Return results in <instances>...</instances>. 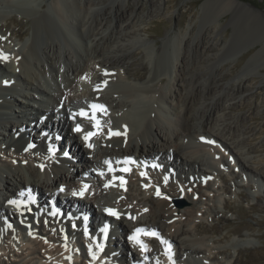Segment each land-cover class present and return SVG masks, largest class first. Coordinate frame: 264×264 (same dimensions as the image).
<instances>
[{"label": "bare ground", "instance_id": "obj_1", "mask_svg": "<svg viewBox=\"0 0 264 264\" xmlns=\"http://www.w3.org/2000/svg\"><path fill=\"white\" fill-rule=\"evenodd\" d=\"M107 1L109 0H54L53 5L50 2L51 5L47 4V7L44 8V0H0V21L2 20L3 23L9 16L5 14L12 8H20L18 10L23 11L21 9L24 7L33 12L31 33L25 41H22L20 32L13 33L8 30L7 24L0 23V53L7 56V60L0 59V68L4 69L5 75L1 78L0 85H2V79L13 80L16 83L10 88L0 87V95L5 96L8 92L14 94V96L9 94L14 98L13 102L6 101V98L3 102L0 101V109L8 112L11 110L10 106L11 108L12 106L16 107L13 109V115L19 118L16 120L12 117L11 120H4L0 115V142L6 145L0 151L3 154L2 157H5L4 160L0 156V221L7 220L11 214L17 215L20 221L32 218L33 215H29L28 212L29 209L34 210L33 203L28 207L20 203L19 211H16L15 206L11 207L8 203L9 200L18 202L24 200L26 202L31 194L30 191L27 193L28 188H31V191L34 188L37 189L41 195L40 199L45 202V197L47 198L48 194L49 197L53 196L52 193H49V189L54 190L53 187L66 186L73 194V192L79 193L87 185L75 186L72 190L70 186L74 184L69 181L75 179L76 175L81 180L84 178L78 175L74 165H72L73 167L67 166V170L71 174H68L67 178L64 173L60 174L56 158H51L50 153L44 149L41 160L33 158L30 152L21 153L22 149L29 145L20 133L23 130L22 125H24L23 123L25 126L30 125V121H33L35 117L29 115L33 113V115H37L33 123L34 125L36 123V126L31 130L38 128L40 132L35 136L37 140H32L34 146L43 143L46 147L56 143L55 139L50 137L49 132L55 131L59 134L57 139L59 141L66 140L67 142V138H69L73 147H67L69 152L63 156L76 161L82 160L84 163L81 168L86 169L83 172H90V178L96 182L95 194L90 198L86 197L88 208H85L80 200L76 201L77 204L74 203V207H78L80 212L84 210L93 212L92 229L93 223L97 219L105 222L112 221L114 232L119 228L123 234L124 240L118 245L116 239H112L113 234L112 236L110 234L111 237L106 240L110 233L109 227L107 233L100 231L98 242L90 241L92 251L97 255L92 254L87 258V261H82L81 264H98L99 262L105 264L112 261H118L117 264L121 262L130 264V258L133 260L136 255H139L138 261L145 257L150 260V263L155 261L165 264L161 262L167 253L174 254L177 258L197 257L195 262L204 257L211 259V253L207 252V248L204 247L206 244L203 245L205 241L200 240L203 238L198 239V237L190 236L191 230L196 231L197 234L208 230L201 228L198 220L193 224H190L191 221L189 222L196 210V213H202L203 209L200 206L201 209L199 207L195 210L194 207L193 209H189V207L183 209L184 218L180 225L179 221L181 220H178L179 223L176 220L174 213L176 209H174L172 199L183 194L184 197L192 200L191 196L198 194V201L202 202V197H204L203 200L210 201V197L212 199L215 196L217 183H215V177L214 179L213 176L211 177V171L213 168L217 170L223 163L222 156H218L221 152L218 148L229 150L233 157H236L235 167L243 172L246 171L245 164L236 155L238 151L236 147L239 143L232 146L235 142L232 144L228 143L229 141L226 142V138L223 140L222 136L217 133L219 130L213 127L212 121L213 116L220 108L223 111L227 109L228 113L235 109L239 110L241 120L254 118L251 114L243 117L247 108H249L247 112L252 111L253 113L255 107L253 104L251 106L247 99L238 100V103L235 104H230L229 101L235 99L239 93L245 90L246 82H251V79L244 78L247 72L256 70L263 73L264 71V63L262 64L264 60V7L262 4L256 6L251 4L253 7L262 9L263 12L257 14L243 0H201L202 5L208 6L206 15L209 17L207 20L210 25L207 24L208 22L202 24L195 35H191V30H188L184 34L176 33L171 38L172 59H170L163 75L170 72V76L173 75V85L171 84L169 94L165 96L166 93L162 89L157 91L150 86H136V84L132 85L128 82L127 77L130 74L143 78L147 73L146 68L131 73L128 68L124 67V63H126L124 56L129 49L128 44L143 39V36L139 34V27L146 22V19L131 12L128 14L126 12V16H124V12L122 14L118 5L113 10H111L113 4L110 2L104 6ZM97 7L98 9L93 13L92 11ZM38 9L43 11L38 13ZM111 12V16L108 17ZM73 13H75L76 19L72 23L70 19ZM227 15L225 24H220L219 18ZM51 23L55 24V29L60 30L63 40H66L65 42L68 44L65 43L64 46L60 39H55ZM227 27L232 28L229 31L231 33L229 36L226 34ZM248 36L254 38L245 42L244 39L249 38ZM68 37L71 38V42H68ZM12 39L16 42H12ZM83 40L84 46L82 47ZM120 40L121 42L118 44L117 41ZM151 43L148 42L149 45L146 47V49L148 48L146 51L148 62L156 52L155 44ZM75 44L77 49L72 50V46ZM8 51L10 54H7ZM111 52L114 55L107 58L105 54ZM229 59H234L236 62L232 68L242 69L240 74L235 75L239 82L234 87V97L229 96L231 93H222L212 102L215 95L211 86L216 84L215 76L217 75L200 74L199 71L202 68L211 70L216 62H225ZM257 61L261 63L258 64ZM254 64L255 66H252ZM151 65L153 64L151 63ZM161 71L162 69L156 67L148 76L152 81L154 79L160 81L161 78H165ZM231 73L229 72V74ZM223 76H227V74ZM203 77L206 78L205 86L200 84ZM59 78H63L62 81H59ZM19 85H21L19 89H16ZM25 90L26 93H21ZM15 95L20 96L21 99L19 100ZM262 95L264 96V92ZM60 104L63 107L57 110L58 118L56 115L53 118L55 126L49 130L47 121L40 120V122L39 119ZM93 104H100L105 108L104 111L96 113V119L99 121L97 128L93 127L94 121L80 118L78 115L73 116L74 113H78L79 106L86 108L91 115L90 106ZM51 107L53 108L50 109ZM199 107H201L200 110ZM21 119L28 120L29 123L22 122ZM7 122L11 123L9 128L6 126ZM77 124L81 125L82 132H96V135L89 138L88 143L92 145L91 147L86 146L83 137L80 138L83 133L73 131ZM246 128L252 129L251 125ZM44 130L48 136L38 139ZM117 132L120 134H111ZM16 133L20 134L15 139L13 136ZM207 141H212V143ZM230 141L232 140L230 139ZM108 144H111V147H108ZM74 148L78 149L81 154L74 152ZM62 150L64 151L63 148ZM10 157L11 159H9ZM132 157L146 161V170L142 171L138 167L136 168V163L130 161ZM105 161L110 162L106 164ZM152 161L166 164L167 168L173 167L179 174H182L183 179L186 178L185 181L194 177L196 182L191 179L192 182L185 185L178 177L177 183L170 182L169 178L165 183L166 176H162L163 179L158 177L152 179L153 177L149 174L158 176L160 172L163 175L167 170L166 167L160 170L150 168ZM91 166H98L96 175L89 170ZM115 166L116 169H114ZM124 166L127 167V171L122 173L121 169ZM207 176L209 179L201 181L204 183H197V180H202L201 177ZM119 177L121 180L129 178L126 185L129 186L132 183L136 186L133 189L136 194L134 196L127 195L125 200L113 203L104 195L111 196V194L117 193L119 197V194L123 192ZM158 186H161L159 196L156 194ZM72 202L75 200L70 197L64 201V206L70 210L69 204ZM43 207L41 201V208ZM95 207L99 208L97 212L94 211ZM105 209H113L118 212L119 218L106 217ZM37 212V209L31 211L32 214H35V218H38ZM41 219L44 220L42 217ZM15 221L16 223L13 224L18 229L27 227L25 223L21 224L17 220ZM60 221L64 220L60 219ZM101 225L103 224L101 223ZM105 225L103 226L105 227ZM77 226L79 227V225ZM103 226L102 228H104ZM47 227L42 226L39 230L40 233H43L44 230L46 232L44 231L43 235L50 233L52 230L47 231ZM136 229H143L144 233L155 232L157 236L139 233L137 238L140 243H134L129 240V236L133 235ZM66 231H70L69 227L66 228ZM55 233H53V237ZM57 233L59 235H56V240L53 241H65L63 240L64 236ZM0 234L8 240V245L11 244L12 247L16 245L13 241L15 232L12 228L4 229L0 225ZM8 234L9 236H5ZM20 235V239H29L22 233ZM2 237L0 235V238ZM42 240L45 241L44 237ZM42 240L39 241L37 248L21 242V247H18L19 249L24 247L21 255L36 254L39 256L38 260H45H43V264H76L77 256H70L69 247L62 246L63 242L54 246V242L43 243ZM110 244L114 246L112 249L114 256L119 253L118 257L105 258L101 255V248L105 250L109 248ZM141 244L144 245L143 250ZM1 247L0 257L4 256V252L3 255L1 254ZM15 250L16 248H14ZM124 251L130 253L131 257L124 255ZM96 257L97 259H95ZM169 264L176 263L171 261Z\"/></svg>", "mask_w": 264, "mask_h": 264}, {"label": "rangeland", "instance_id": "obj_2", "mask_svg": "<svg viewBox=\"0 0 264 264\" xmlns=\"http://www.w3.org/2000/svg\"><path fill=\"white\" fill-rule=\"evenodd\" d=\"M243 1L246 3V5L249 6L251 10H253L257 14H261L263 12L262 9L253 7L252 5L256 6L262 4L264 7V0ZM50 2L53 5L54 0H44V8L47 7V4L51 5ZM109 2L110 4H113L111 10H113V8L118 5V8L122 12V14L124 12V16H126V12L127 14L131 12L132 14H139L146 19V22L139 27V34L143 36V39H139V42L128 44L129 49L125 53L126 56H124V58H126V63H124V67L128 68L131 73L146 68L147 73L143 78H138L137 76L130 74L127 77L128 82H130V84L132 85L136 84V86H150L156 89L157 91H160L162 89V91L166 93L165 96L168 95V91H170L173 85V75L170 76V72H166L165 75L167 76H165L163 75V72L169 65L170 59H172L171 50H173V44L171 42V38L176 33L180 32L181 34H184L186 33V31L188 32V30H191V35H195L198 28L202 24L208 22L207 19L209 17L206 15V10L208 6L206 4L202 5L201 0H138V2H136V0H109L104 4V6H107ZM203 8L205 9L204 11ZM18 9L20 8H12V10L5 14L9 15L7 17L8 19L6 18L7 20L5 21V23H3L2 20L0 21V23H3V25L7 24L9 26L8 30L13 33L20 32V34L22 35V41H25L31 33L33 12L24 7H22L21 9L23 11H20ZM97 9L98 7L92 12L94 13ZM42 11V9H38V13ZM112 12L110 13V15H108V17L111 16ZM74 15L75 13H73L70 19L72 23L75 22L76 19V15ZM227 18L228 15L226 17L219 18V23L225 24ZM207 24H209V22ZM50 26L52 28L53 35H55V39H60L62 41V45L64 46L68 44L67 42H65L66 40H63L60 30L55 29V24L51 23ZM227 28L228 32L226 34H228L229 36L231 34L229 31L232 28ZM24 32H27V34H25ZM75 35L77 36V33ZM42 37L44 36L42 35ZM252 37L253 36L245 38V42L251 41ZM84 38L87 39L86 37ZM41 39L44 40V38ZM67 40L68 42H71V38L68 37ZM84 40L82 42V47L84 46ZM12 42L16 41L12 39ZM117 42L118 44H120L121 40ZM148 42L149 44L150 42H152V45L155 44L154 47L156 51L154 55L149 58V62L146 58V51L148 49H146V47L147 45H149ZM72 47V50L77 49L76 44ZM111 55H114L113 52L105 54L107 58ZM257 62L258 64L261 63L259 61ZM151 63L153 65H151ZM158 63L160 66L158 65ZM235 63L236 62L234 59H229L225 62H216L215 66L213 67L214 70L211 69L212 72L210 69L206 70L205 68H202L199 71L200 74H210V76L212 74L213 76L217 75L215 76L217 80L216 84L211 86L214 89L212 90L213 94L215 95L213 96L214 99L212 100V102H214V100H216V98L219 97V95H221L222 93H231L229 96L234 97V87L239 82L235 75L240 74L239 72L242 70L241 68H232L233 64ZM263 63L264 60L262 61V64ZM252 66H255V64ZM156 67H159L160 70L162 69V76L165 77L161 78L160 81L159 79H154L155 81H152L150 79V76H148L151 71L156 69ZM246 69L249 70L250 68ZM229 72L232 73L229 74ZM225 74H227V76H223ZM244 78L251 79V82H246V88H244L245 90L239 93L235 97V99L230 100L229 103L235 104L236 102L238 103V100L247 99V101L251 103V106L253 104L255 105V107L253 113L252 111L247 112V110L249 109L247 108V110L244 111L245 113H243V117H246V115L251 114L254 118H244L243 121L239 118V110L235 109L231 113H228L227 109H224L223 111L220 108L217 113H215V116H213L212 125L214 124L213 127L219 130V132L217 133L222 136L223 140H225L226 138L225 141H229L228 143L233 144L235 142L233 145L231 144L232 146H234L235 144L237 145V143H239L238 147H236L238 150H236V155L238 156V158H241L240 160H242V163L245 164L246 171L243 172L238 167L235 168L236 157H233V154H231L229 150L218 148V150L221 151L220 153L218 151V156H222L223 163L220 164L217 170H215L216 168H213V170L212 168L209 169L210 171L212 170L211 177L213 176V179L215 177V183H217V192L215 196L212 197V199L210 197V201H205V199L203 200L204 197H202L201 201L203 203L198 201V194H196V196H191L192 200L190 198L187 199L186 197H184L183 194L182 196H177L172 199L174 209H176L174 212L175 217L177 222L178 220H181L179 221L180 223L178 222L180 225H182L184 218L183 209H188V207L189 209H193L194 207L195 210L200 206L203 209L202 213L204 211V214H202L200 212L196 213V210L195 215L193 216V218H190L189 222L191 221L190 224H193V222H196V220H198V223L201 228H207L208 230L198 234L196 231L193 232V230H191L190 236L192 238L198 237V239H200V237L203 238L200 240H202L203 242L205 241L203 245L206 244L204 247L205 249L207 248V252L211 253V259H207L206 257L200 258L198 262H194L192 264H264V96L262 95V93L264 92V71L263 73H259L256 70H254V72H247ZM62 79L63 78H59V81H62ZM205 80L206 78L203 77L200 84H204L203 86H205ZM66 81L68 80L66 79ZM26 92L27 91L25 90L21 93ZM15 97L19 98V100L21 99L20 96L15 95ZM200 108L201 107H199V110ZM10 109L13 110L16 109V107L12 106V108ZM14 118H16V120L19 119L16 116H14ZM214 118L217 119L215 120ZM22 122H26V120L23 119ZM10 125V122L6 123L7 128H9ZM249 125H251L252 129L248 130L246 127H248ZM245 129H247V132H245ZM78 133L84 132L81 131ZM81 136L83 137V135ZM230 139L233 142L230 141ZM1 146L2 142H0V151L4 149L1 148ZM108 147H111V144H108ZM0 156L2 159L5 160V157H2L3 154L0 153ZM9 159H11V157ZM83 163L84 162L80 160L76 162V165H74V168L76 167V169L80 171V173L82 170L81 167ZM84 169L85 168H83V170ZM82 173L79 174V176H81ZM170 174L172 183H177L178 177L182 179L181 182H184L185 185H187L188 182L191 183L192 180L196 182V180H194V177H191L189 178L190 180L185 181L186 178L183 179L182 174H179L177 170H174V168L171 169ZM64 176H66V173H64ZM206 178L209 179V176L202 177V180H197V183H204L201 181H205ZM88 181L92 186L95 185V183H93L92 181V178L89 177ZM135 187L136 186L130 183V190H127L129 192L123 193L126 195L123 196L122 194L118 197V195L112 194L111 196L106 195V197L107 199H111L112 202L117 203L120 200H124L127 195L134 196V194H136L135 190H133ZM160 187L161 186H158V190ZM91 192L92 191H90V193ZM114 196L116 197L112 199ZM188 196L190 197V195ZM58 199L62 200L63 197L60 195L58 196ZM82 204L88 206L87 201L82 202ZM14 206L11 205V207ZM205 206L207 210L205 209ZM94 211L97 212L98 208L96 209L95 207ZM3 223H5V221H0V225H2L4 229L10 228L7 223L4 224L6 225L4 227ZM12 227L15 228V225L13 224ZM68 227L70 230V226ZM44 231L46 232V230ZM43 233L40 234L43 235ZM35 235L38 236V238H32L27 241L23 240L22 242H26L31 247L35 246V248H37L39 245V241L41 240V238L43 239V237L38 234ZM121 237L123 236L121 235ZM8 244V240L2 238L0 242V247L2 246L1 254L4 252V256L0 257V264H27L28 262V264H43L42 262L44 259L38 260V255H21V252H23V248H20L17 251L18 246L14 245L15 247H13L16 248V250L14 251V248L10 247L11 245ZM118 255L119 253L116 254V256ZM79 257H81L79 258V261H81L82 256ZM107 263L117 264L118 261L106 262V264ZM120 264H123V262H121Z\"/></svg>", "mask_w": 264, "mask_h": 264}, {"label": "snow or ice", "instance_id": "obj_3", "mask_svg": "<svg viewBox=\"0 0 264 264\" xmlns=\"http://www.w3.org/2000/svg\"><path fill=\"white\" fill-rule=\"evenodd\" d=\"M0 59L7 60V56H5L3 53H0ZM90 107H91V115H89L88 112H86L84 110H81L79 113H74L73 116L79 115L82 118L92 120V121H94L93 127L97 128L99 126V121L96 119V113L98 111H104L105 108H104L103 105H100V104H93ZM73 131L81 132L82 131L81 125L77 124L76 127L73 129ZM111 134L112 135H119L120 133L117 132V133H111ZM94 135H96V132H85L83 134V139H84V141L86 143V146H88V147L92 146L91 144L88 143V141H89V138L94 136ZM207 142L208 143H212V141H207ZM49 151L52 152L53 149L49 148ZM65 155H67V153H65ZM105 163L108 164L109 162L105 161ZM126 163H127V161H126ZM153 167H155V165H153ZM101 175H103V173H101ZM165 180H167V177H165ZM105 186L107 187L108 185H105ZM121 186H123V180H121ZM86 188H87V185L84 186V189H86ZM84 189H81V191L79 193L73 192V195H83ZM61 191H63V188H61ZM156 194L159 196L160 195L159 191H157ZM21 195H23V193H21ZM8 203L10 205H16L17 207H19L21 202H18L16 200H9ZM105 211L109 215L116 216L117 218H119V214L117 212H115L113 209H105ZM53 214H55V213H53ZM107 228H108V226L105 225V227L102 229V231L107 233ZM139 233H144V230L143 229H136L135 232L133 233V235L129 236V240L133 241L134 243H140L138 238H137V234H139ZM144 234L151 235V236H157V234L155 232L144 233ZM157 238H159V237H157ZM161 242L163 243L164 241H161ZM140 246H141V249L143 250L144 249V245L141 244Z\"/></svg>", "mask_w": 264, "mask_h": 264}]
</instances>
